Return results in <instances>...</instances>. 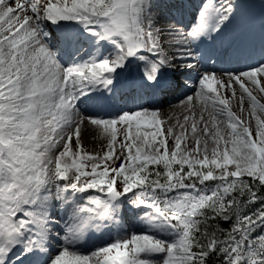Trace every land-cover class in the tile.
Masks as SVG:
<instances>
[{"label": "snow or ice", "instance_id": "1", "mask_svg": "<svg viewBox=\"0 0 264 264\" xmlns=\"http://www.w3.org/2000/svg\"><path fill=\"white\" fill-rule=\"evenodd\" d=\"M158 9L0 0V264H264V33L260 62L207 71L250 55L246 0ZM125 81L186 90L180 118L86 114Z\"/></svg>", "mask_w": 264, "mask_h": 264}, {"label": "bare ground", "instance_id": "2", "mask_svg": "<svg viewBox=\"0 0 264 264\" xmlns=\"http://www.w3.org/2000/svg\"><path fill=\"white\" fill-rule=\"evenodd\" d=\"M156 2L159 5L158 11L163 14L165 17H171L175 16L178 20H184L186 24H189V20L193 19V14L195 13L196 9L199 7V4L201 0H192L193 6L195 7V10L193 13L189 16V18H186L185 14H183V10L178 11L177 6L178 4H174V0H170L171 4H167L165 0H156ZM179 1H176V3ZM248 9H249V18H250V23H249V34L250 38L254 35V33H257L258 36H262V33H264V24L259 25L258 21L264 19V0H246ZM174 4V5H173ZM175 20L169 19V23H173ZM262 59V56L257 57V59L254 61L253 64L255 65L256 63L260 62ZM230 58L226 60L223 63H229ZM240 63L242 64L244 62L243 60L237 61L233 60L232 63ZM248 65H243L239 67H235L229 70L236 71L237 69H244ZM209 67H207L208 70ZM133 76H139V69L133 66ZM214 71H219V70H214ZM171 75V74H169ZM127 87L132 88V90L129 92L126 90ZM174 91V90H173ZM186 90H180L176 92H183L182 95L177 96L175 98H169V99H162L157 102L151 101V98L149 99V96H152V89H149L147 87L145 88H139V86L133 87L131 84H129L127 81L123 82L117 89L116 96L113 100V103L115 105L114 109H104L102 114L106 112V114H114L115 111L121 110V109H126L125 106L133 107V108H139L140 106H143L144 108L151 109L153 107L159 108L165 112H169L170 114H173L176 118H180L181 114V107H180V101L184 99V94ZM259 98V97H258ZM132 99L133 102L129 101ZM143 99V100H142ZM137 100V101H134ZM129 101V102H128ZM128 102V104H126ZM264 102V101H262ZM132 103V104H131ZM128 109V108H127ZM232 109L233 111L237 112L240 114L243 118L246 117V114H242L239 110V105L237 102H233L232 104ZM126 111V110H125ZM131 111V109L129 110ZM87 114V113H86ZM84 147L88 151H97L100 150V143L99 142H93L92 139L88 136H85L84 138ZM75 150V149H74Z\"/></svg>", "mask_w": 264, "mask_h": 264}, {"label": "trees", "instance_id": "3", "mask_svg": "<svg viewBox=\"0 0 264 264\" xmlns=\"http://www.w3.org/2000/svg\"><path fill=\"white\" fill-rule=\"evenodd\" d=\"M222 227L227 228L228 226L227 225H222ZM215 264H220V260L219 259H215Z\"/></svg>", "mask_w": 264, "mask_h": 264}, {"label": "rangeland", "instance_id": "4", "mask_svg": "<svg viewBox=\"0 0 264 264\" xmlns=\"http://www.w3.org/2000/svg\"><path fill=\"white\" fill-rule=\"evenodd\" d=\"M176 21H173V23H175ZM133 111H134V109H133ZM237 113V112H236ZM238 114V113H237ZM238 115H240V114H238ZM242 119H243V117H242ZM253 136L255 137V133H253Z\"/></svg>", "mask_w": 264, "mask_h": 264}]
</instances>
